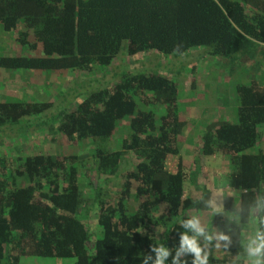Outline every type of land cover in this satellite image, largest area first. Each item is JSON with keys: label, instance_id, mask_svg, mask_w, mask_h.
I'll return each mask as SVG.
<instances>
[{"label": "trees", "instance_id": "1", "mask_svg": "<svg viewBox=\"0 0 264 264\" xmlns=\"http://www.w3.org/2000/svg\"><path fill=\"white\" fill-rule=\"evenodd\" d=\"M0 25L7 32L19 30L17 44L41 51L0 55V69L6 70L91 72L97 65L111 66L124 42L129 57L149 51L177 57L202 47L221 60L264 46V0H0ZM258 72L235 86L237 122L206 124L188 165L179 144L188 125L178 113V85L158 71L126 72L116 84L49 120L40 115L52 102L0 101V130H18L34 120L40 126L58 122L69 141L94 145L90 163L77 155L0 153V264H18L22 256L73 258L75 264H153V247L161 246L170 250L165 264H173L181 235H192L184 221L200 220L212 209V190L201 177L203 158L217 155L226 156L232 167L225 176L224 208H237L228 225L215 217L229 237L221 242L219 262L241 263L250 222L256 233L264 231V81ZM137 97L166 112L157 118L138 106ZM123 120L129 133L120 148H110ZM124 161L135 167L119 174ZM93 171L97 180L120 179V191L94 184ZM80 176L91 185L92 197L86 199ZM190 186L200 193L193 195ZM132 196L139 200L134 207ZM84 215L94 216L93 226ZM193 260V254L182 253L178 264Z\"/></svg>", "mask_w": 264, "mask_h": 264}, {"label": "rangeland", "instance_id": "2", "mask_svg": "<svg viewBox=\"0 0 264 264\" xmlns=\"http://www.w3.org/2000/svg\"><path fill=\"white\" fill-rule=\"evenodd\" d=\"M18 32V29L4 31L0 25V55H40V49L32 51L27 46L16 43ZM127 46V42H124L119 55L111 66L97 65L91 72L0 69V101L52 102V107L40 115L41 120H49L60 111L72 110L90 93L116 84L126 72L158 71L172 77L178 85V113L187 121L188 125L179 139V144L185 163L188 165L197 155V147H199L197 137L206 124L213 119L220 118L237 122L238 100L234 93L235 86L238 83L247 82V79L257 74L258 68L257 77L264 81V56H262L264 46L262 45L254 48L252 54L247 52L248 54H243L244 56L240 57L242 54L239 51L229 58H223L224 60H220L218 57L211 58L202 47H196L187 54L177 57L169 55L165 58V55L158 51H149L140 57L139 55L129 57ZM137 103L142 109L154 111L157 118L166 112L162 105L145 106L141 104L138 97ZM39 123L40 120H34L28 125L25 123L21 127H15L18 130L9 128L0 130V153L10 155L12 158L18 154L34 153L54 156L77 155L79 160L86 163L91 162L94 148L91 140L71 142L58 131V122L48 126H40ZM262 129H264V124ZM128 133L129 128L126 120L119 122L117 131L108 143L109 147L120 148L122 140ZM259 144L260 142L258 146ZM130 159L128 157L126 161H130ZM203 163L206 166V171L201 177V183L212 190L213 201L212 209L201 214L200 222L205 228L206 234L213 238L209 241L205 236H199L198 243L208 255V264H228L219 262L224 257L221 250L222 239H219L223 233L221 227L216 224L215 217L220 216L224 225H228L235 219L236 206L229 210L223 208V198L227 188L225 176L232 167L224 155L203 158ZM125 165V161L121 163L119 174L135 167L133 163L129 166L126 165L128 167ZM90 180L106 189L108 187L107 190L110 193L120 191V179L112 177V180L109 181L105 180V177H101L97 180L93 171ZM80 183L86 199L92 197L94 192L85 176H80ZM190 187L187 190L191 191L193 195L200 193L198 189ZM133 197H131L130 203L132 207L139 203V200ZM235 200H238L237 195ZM88 207L89 205H84V209ZM84 217L89 219L90 225L93 226L94 216L84 215ZM256 231V225L251 221L248 230L245 231L246 239L255 236ZM92 240L93 242L89 246L91 248L95 242L94 238ZM18 264H75V259L22 256ZM237 264H251V262L247 256Z\"/></svg>", "mask_w": 264, "mask_h": 264}, {"label": "clouds", "instance_id": "3", "mask_svg": "<svg viewBox=\"0 0 264 264\" xmlns=\"http://www.w3.org/2000/svg\"><path fill=\"white\" fill-rule=\"evenodd\" d=\"M183 227L189 230L192 235H189L188 232L181 235L180 248L177 251L173 264H178V258L182 253L193 254V264H208V255L198 243V237L205 236L209 241L213 237L206 234L205 228L202 227L200 220L196 217L184 221ZM219 239L229 240V237L222 235ZM153 251L156 253V259L153 264H165L167 257L170 255V250L167 247L161 246L159 248L153 247ZM246 252L251 264H264V231H258L255 236L248 239L246 242ZM150 258L146 257V259Z\"/></svg>", "mask_w": 264, "mask_h": 264}, {"label": "crops", "instance_id": "4", "mask_svg": "<svg viewBox=\"0 0 264 264\" xmlns=\"http://www.w3.org/2000/svg\"><path fill=\"white\" fill-rule=\"evenodd\" d=\"M221 119V118H220ZM224 119V118H223ZM235 206V205H234ZM223 208H224V205H223ZM225 209V208H224ZM226 210H229V209H226ZM245 253V252H244ZM244 256H246L247 257V255H244Z\"/></svg>", "mask_w": 264, "mask_h": 264}]
</instances>
